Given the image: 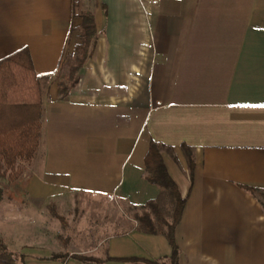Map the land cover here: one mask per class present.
Wrapping results in <instances>:
<instances>
[{
	"label": "crops",
	"instance_id": "1",
	"mask_svg": "<svg viewBox=\"0 0 264 264\" xmlns=\"http://www.w3.org/2000/svg\"><path fill=\"white\" fill-rule=\"evenodd\" d=\"M80 1L0 0V60L27 48L44 78L29 202L81 192L141 209L160 194L144 177L155 141L186 199L178 264H264V0H92L96 52L61 100ZM133 224L108 237V259L169 260L170 243Z\"/></svg>",
	"mask_w": 264,
	"mask_h": 264
},
{
	"label": "trees",
	"instance_id": "2",
	"mask_svg": "<svg viewBox=\"0 0 264 264\" xmlns=\"http://www.w3.org/2000/svg\"><path fill=\"white\" fill-rule=\"evenodd\" d=\"M82 19L79 28L81 44L72 55L69 68L58 81L59 99L68 98L80 81V73L98 45L94 13L83 9L78 15ZM44 78L36 74L31 54L24 48L0 60V205L8 199L9 186L20 184L25 172L24 164L35 160L41 147L44 125ZM168 147L152 141L145 156V179L160 189L158 198L142 207L141 214L134 216L137 229L163 236L171 245L173 254L169 264H178L179 247L176 228L183 216L186 199L182 197L178 184L170 175L163 158ZM191 176L195 167L194 152L183 146ZM26 183H22L25 188ZM137 208V207H135ZM72 257V256H71ZM81 264H95L96 260L72 257ZM27 256L12 251L0 236V264H26ZM53 262H65L67 255H52L44 258ZM95 261V262H93ZM162 262V261H161ZM104 264H165L138 258L108 259Z\"/></svg>",
	"mask_w": 264,
	"mask_h": 264
},
{
	"label": "rangeland",
	"instance_id": "3",
	"mask_svg": "<svg viewBox=\"0 0 264 264\" xmlns=\"http://www.w3.org/2000/svg\"><path fill=\"white\" fill-rule=\"evenodd\" d=\"M78 3L79 11L93 8L92 0ZM42 153L40 147L35 160L24 164L20 184L4 183L9 194L0 205V236L19 254L69 257L57 264H81L72 258L77 256L98 261L95 264L107 263L108 237L128 231L134 225V216L142 210L111 196L81 192L48 203L29 202L22 183H27L40 164ZM165 264H169L168 260Z\"/></svg>",
	"mask_w": 264,
	"mask_h": 264
}]
</instances>
